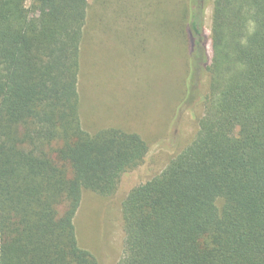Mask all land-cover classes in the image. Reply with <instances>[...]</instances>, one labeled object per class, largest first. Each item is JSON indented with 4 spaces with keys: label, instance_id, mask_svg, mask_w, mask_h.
<instances>
[{
    "label": "trees",
    "instance_id": "16d2710c",
    "mask_svg": "<svg viewBox=\"0 0 264 264\" xmlns=\"http://www.w3.org/2000/svg\"><path fill=\"white\" fill-rule=\"evenodd\" d=\"M26 2L0 0V264H98L75 236L81 194L112 195L149 145L82 129L87 0ZM207 4L168 29L185 35L177 115L202 103L196 135L126 196L118 264H264V0H212L209 35Z\"/></svg>",
    "mask_w": 264,
    "mask_h": 264
},
{
    "label": "rangeland",
    "instance_id": "374dc122",
    "mask_svg": "<svg viewBox=\"0 0 264 264\" xmlns=\"http://www.w3.org/2000/svg\"><path fill=\"white\" fill-rule=\"evenodd\" d=\"M211 1L203 15L205 35L210 33ZM185 4L187 0H87L78 78L82 129L94 133L123 127L149 145L144 161L120 177L112 195L81 194L75 236L98 264H118L123 256L121 208L128 193L161 173L196 135L202 103L177 115L188 54L185 35L180 45L168 35L173 10L186 20ZM207 79L202 77V95Z\"/></svg>",
    "mask_w": 264,
    "mask_h": 264
}]
</instances>
